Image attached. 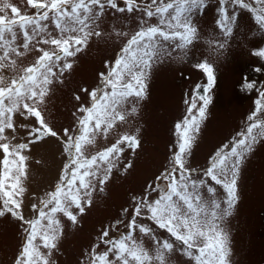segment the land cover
<instances>
[{"label":"snow or ice","instance_id":"obj_1","mask_svg":"<svg viewBox=\"0 0 264 264\" xmlns=\"http://www.w3.org/2000/svg\"><path fill=\"white\" fill-rule=\"evenodd\" d=\"M27 0L34 11L28 14L12 0H0V217L10 214L22 223L25 243L13 264H55L62 232V218L73 224L92 204L93 193L103 192L115 171H127L122 162L126 151L141 144L139 130L111 133L136 113V104L146 95L145 81L151 68L166 59L187 56L200 39L194 22L208 0ZM246 10L264 32V0H218L215 28L205 40L208 55L193 67L206 82L196 83L185 100L186 115L175 123L176 140L170 145L168 166L146 183L139 195L121 211L114 222L101 229L97 243L84 254L83 264H170L177 252L194 264H229L228 234L222 227L238 199L240 165L254 146L264 140V82L245 79L242 88L255 90V108L244 126L209 156L202 176L194 177L187 164L193 144L206 119L211 92L216 84L215 60L236 35L238 10ZM116 13H139L134 33L117 32L124 42L101 83L82 102L76 124L62 130L46 118V98L53 83L62 82L72 68V59L93 37H101L103 18ZM153 20L155 22H153ZM35 53L34 62L21 67L23 58ZM264 61V47L251 50ZM264 73V63L255 68ZM9 72L5 77L2 73ZM76 99L81 100L80 96ZM132 105L130 111L127 108ZM34 119L17 124L16 118ZM20 129L25 132L20 135ZM104 137L94 153L88 146ZM46 138L55 139L65 162L53 189L32 204L26 218L24 178L26 153ZM221 186L225 198L217 197ZM207 195H205V190ZM123 227L126 231L121 232ZM115 230L118 235H110ZM145 241H148L146 246Z\"/></svg>","mask_w":264,"mask_h":264},{"label":"rangeland","instance_id":"obj_2","mask_svg":"<svg viewBox=\"0 0 264 264\" xmlns=\"http://www.w3.org/2000/svg\"><path fill=\"white\" fill-rule=\"evenodd\" d=\"M14 4L32 14L27 0H12ZM121 6H123L121 0ZM218 0H208L205 11L196 17L195 23L200 31V39L194 43L187 56L166 59L154 65L145 81L146 95L136 104L137 111L131 114L128 122L115 129L109 139L117 133L139 130L140 147L132 152L126 151L122 162L132 164L127 171L114 170V174L103 192H95L92 204L86 207L78 222L73 224L62 218V232L58 249L54 254L55 264H83L85 253L97 243L101 229L114 222L128 207L131 198L139 195L146 183L162 182L154 178L168 166L170 145L175 140L174 125L186 115L185 100L196 83L206 82L204 75L193 65L208 55L205 40L210 38L215 28ZM140 14L116 13L110 10L103 18V35L93 37L88 45L72 59V68L62 78L53 83L46 98L44 108L46 118L56 128H71L76 124L77 108L89 97L82 89L89 91L101 83V73L109 71L111 63L123 45L124 38L117 32L129 34L138 30ZM153 22H155L153 20ZM236 35L229 47L215 60L216 84L211 92L212 102L208 105L206 119L193 144L187 159L193 169L194 177L202 176L208 167L209 156L222 143L231 139L245 124L247 116L254 110L257 98L255 90L242 88L245 79L264 82V73L255 68L264 61L251 55V50L264 47V32L258 29L249 12L238 10ZM35 53L23 58L21 67L34 62ZM9 77V72L2 73ZM80 96L81 100L76 97ZM132 105L127 108L131 109ZM17 124L34 123L33 118H16ZM20 135L25 132L20 129ZM105 143L104 137L88 146L94 153ZM29 159L23 184L25 188L23 214L33 215L32 204L53 189L63 168L65 157L60 144L53 138H46L30 147L26 153ZM216 187V195L223 200L225 192ZM205 195L206 193V189ZM238 199L231 215L225 217L222 227L228 234L229 264H264V140L258 142L242 162L237 176ZM20 221L10 214L0 217V264H13L15 255L25 243L26 233ZM121 232L126 231L123 227ZM110 235H118L115 230ZM148 246V241H145ZM170 264H194L187 256L177 252L170 258Z\"/></svg>","mask_w":264,"mask_h":264}]
</instances>
